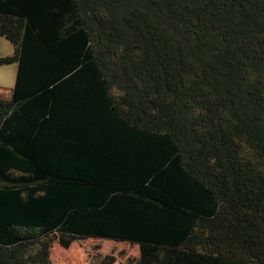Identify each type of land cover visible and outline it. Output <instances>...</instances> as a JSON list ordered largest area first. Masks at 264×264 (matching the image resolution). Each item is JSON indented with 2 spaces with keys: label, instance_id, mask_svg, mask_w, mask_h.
I'll return each mask as SVG.
<instances>
[{
  "label": "trees",
  "instance_id": "16d2710c",
  "mask_svg": "<svg viewBox=\"0 0 264 264\" xmlns=\"http://www.w3.org/2000/svg\"><path fill=\"white\" fill-rule=\"evenodd\" d=\"M0 37V264H264V0H0Z\"/></svg>",
  "mask_w": 264,
  "mask_h": 264
},
{
  "label": "rangeland",
  "instance_id": "374dc122",
  "mask_svg": "<svg viewBox=\"0 0 264 264\" xmlns=\"http://www.w3.org/2000/svg\"><path fill=\"white\" fill-rule=\"evenodd\" d=\"M13 53L14 45L5 37H0V57ZM17 73V63L0 66V98L11 97ZM139 256L140 247L136 244L104 239L76 241L69 248L56 241L52 248L54 264H129L130 259Z\"/></svg>",
  "mask_w": 264,
  "mask_h": 264
}]
</instances>
